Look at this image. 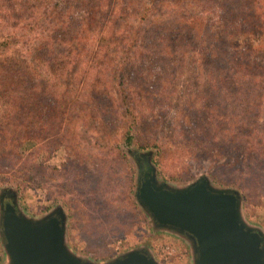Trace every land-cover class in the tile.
I'll return each mask as SVG.
<instances>
[{
	"label": "trees",
	"instance_id": "obj_1",
	"mask_svg": "<svg viewBox=\"0 0 264 264\" xmlns=\"http://www.w3.org/2000/svg\"><path fill=\"white\" fill-rule=\"evenodd\" d=\"M47 18L53 25L38 34L34 50L44 69L32 72L11 43L22 26L25 36ZM0 27L7 29L0 76L15 78L0 89V157L13 156L19 141L51 136L67 143L75 127L121 125L130 144V124L141 123L112 112L116 93L102 82L108 56L124 53L116 71L122 103H132L127 89L140 91L135 102L154 112L137 117L149 119L146 129L159 133L172 121L185 141L174 146L234 155L233 165L247 173L254 155L264 161V0H0ZM77 79L88 97L74 99ZM182 82L189 99L178 92L179 103L163 118L158 107Z\"/></svg>",
	"mask_w": 264,
	"mask_h": 264
},
{
	"label": "rangeland",
	"instance_id": "obj_2",
	"mask_svg": "<svg viewBox=\"0 0 264 264\" xmlns=\"http://www.w3.org/2000/svg\"><path fill=\"white\" fill-rule=\"evenodd\" d=\"M41 23L37 28L24 31L25 36L22 26L21 36L17 33L14 36L17 42L11 43L10 47L14 48L16 56H22L29 62L32 72L44 69L34 52L38 34H42L45 27L53 25L48 18ZM1 32L7 34V29L0 27V37ZM118 54V59L115 55L108 56V69L102 82L111 85L116 93L114 96L118 105L112 112L120 117L133 114L135 119L131 117L141 123V126L130 124L129 129L134 133L130 144H126V130L121 125H111V128L107 126L105 129L69 128L70 139L67 143L61 137L55 140L51 136L32 145L29 141H19L13 156L8 157L7 153L0 157V192L12 189L21 208L32 215H41L57 205L61 206L68 217V244L82 256L103 261L129 248L146 246L164 264H188L191 258L188 243L181 237L152 229L148 216L133 196L139 175L133 153L135 150L138 153L151 151V161L156 166L158 177L171 184H187L201 175H207L215 185L240 191L244 217L264 231L262 158L254 155L255 168L247 173L239 165H233L234 155L197 154L182 145L174 146L185 141L177 132L173 133L177 129L172 121L159 133L158 128L154 130L155 133L146 129L149 119L141 118L140 121L137 117L140 113L146 116L151 113L142 110L139 101L135 102L136 92L140 91L127 89L125 94L129 95L132 103L130 106L122 103L116 71L120 61H123L124 53ZM7 75L0 76V89L15 84V78L11 74ZM184 84L180 83L172 93L173 89H170L169 97L174 100L167 97L169 103H162L158 107L162 110L163 118L179 103L178 92L184 95L183 102L189 99L191 89H180L185 88ZM73 85L71 93L75 94L74 99L88 97L89 91L79 79ZM237 93L241 100L249 97L248 93ZM124 108H127L125 113ZM119 119L124 123L122 118ZM62 129L63 125L58 134L62 135ZM164 142L166 145L162 148ZM23 144L24 147H21ZM140 145L146 147L140 148ZM237 156L241 159L242 154ZM105 178L108 179L106 184L103 183ZM165 245H169L172 250L167 260L161 255ZM2 257L0 241V261Z\"/></svg>",
	"mask_w": 264,
	"mask_h": 264
},
{
	"label": "water",
	"instance_id": "obj_3",
	"mask_svg": "<svg viewBox=\"0 0 264 264\" xmlns=\"http://www.w3.org/2000/svg\"><path fill=\"white\" fill-rule=\"evenodd\" d=\"M151 153L139 154L148 173L137 176L133 196L152 229L183 238L191 251L188 264H264V231L244 217L240 191L215 185L207 175L171 184L158 177ZM67 223L61 206L32 215L15 196L0 207V264H164L146 246L103 261L82 256L68 244Z\"/></svg>",
	"mask_w": 264,
	"mask_h": 264
},
{
	"label": "flooded vegetation",
	"instance_id": "obj_4",
	"mask_svg": "<svg viewBox=\"0 0 264 264\" xmlns=\"http://www.w3.org/2000/svg\"><path fill=\"white\" fill-rule=\"evenodd\" d=\"M135 156V159L137 160V163L140 165L141 168V172L139 173V175H144L147 174V168H148V164L146 162V158L145 157H140L139 153L137 151H135V153H133ZM2 195L0 196V207L1 209H3L6 205L7 202H12L13 198L15 197V195L12 192H9L8 190H2Z\"/></svg>",
	"mask_w": 264,
	"mask_h": 264
},
{
	"label": "built area",
	"instance_id": "obj_5",
	"mask_svg": "<svg viewBox=\"0 0 264 264\" xmlns=\"http://www.w3.org/2000/svg\"><path fill=\"white\" fill-rule=\"evenodd\" d=\"M172 254L171 247L169 245H165L164 249L161 251V255L164 259H169V256Z\"/></svg>",
	"mask_w": 264,
	"mask_h": 264
}]
</instances>
